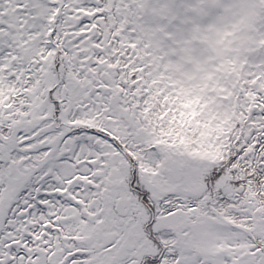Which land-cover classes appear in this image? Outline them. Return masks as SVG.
<instances>
[{
    "label": "snow or ice",
    "instance_id": "1",
    "mask_svg": "<svg viewBox=\"0 0 264 264\" xmlns=\"http://www.w3.org/2000/svg\"><path fill=\"white\" fill-rule=\"evenodd\" d=\"M0 264H264V0H0Z\"/></svg>",
    "mask_w": 264,
    "mask_h": 264
}]
</instances>
